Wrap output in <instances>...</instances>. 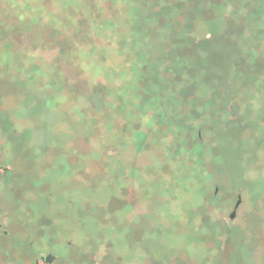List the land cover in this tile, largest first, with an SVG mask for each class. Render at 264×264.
Wrapping results in <instances>:
<instances>
[{"label": "rangeland", "instance_id": "obj_1", "mask_svg": "<svg viewBox=\"0 0 264 264\" xmlns=\"http://www.w3.org/2000/svg\"><path fill=\"white\" fill-rule=\"evenodd\" d=\"M0 161V264H264V0H0Z\"/></svg>", "mask_w": 264, "mask_h": 264}, {"label": "flooded vegetation", "instance_id": "obj_2", "mask_svg": "<svg viewBox=\"0 0 264 264\" xmlns=\"http://www.w3.org/2000/svg\"><path fill=\"white\" fill-rule=\"evenodd\" d=\"M10 168L6 164L2 165L0 161V259L9 258L10 250L16 247L20 242L19 236L15 234L12 228L13 218L7 212L8 203L11 198L5 192L8 179L10 178ZM59 260L58 252L46 250L38 253L33 258L32 264H55ZM1 263V261H0Z\"/></svg>", "mask_w": 264, "mask_h": 264}, {"label": "water", "instance_id": "obj_3", "mask_svg": "<svg viewBox=\"0 0 264 264\" xmlns=\"http://www.w3.org/2000/svg\"><path fill=\"white\" fill-rule=\"evenodd\" d=\"M240 197H238V202L235 204V206H234V210L238 207V205H239V203H240V199H239ZM234 215H235V213L234 212H232L231 214H230V216H229V219L230 220H232L233 218H234Z\"/></svg>", "mask_w": 264, "mask_h": 264}]
</instances>
